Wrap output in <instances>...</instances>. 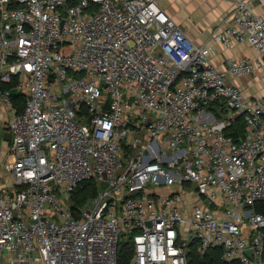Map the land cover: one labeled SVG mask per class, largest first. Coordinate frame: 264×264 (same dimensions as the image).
I'll return each instance as SVG.
<instances>
[{"label":"built area","instance_id":"1","mask_svg":"<svg viewBox=\"0 0 264 264\" xmlns=\"http://www.w3.org/2000/svg\"><path fill=\"white\" fill-rule=\"evenodd\" d=\"M254 1L237 0L213 42L259 57L221 71L214 45H196L156 0H0L12 111L0 264H120L130 241L129 264H190L193 246L221 249L220 264H264V98L228 80L264 68ZM238 118L235 140L224 130ZM91 180L97 195L74 208Z\"/></svg>","mask_w":264,"mask_h":264},{"label":"crops","instance_id":"2","mask_svg":"<svg viewBox=\"0 0 264 264\" xmlns=\"http://www.w3.org/2000/svg\"><path fill=\"white\" fill-rule=\"evenodd\" d=\"M175 22L187 33L198 46L214 45L212 63L221 71L226 70L229 60L250 58L257 59V50L248 44L237 43L232 47L215 44L213 36L225 31L233 24V12L237 0H156ZM255 12L264 14V3L254 1ZM230 84L241 89L247 99L264 98V68L252 75L228 78ZM12 111L0 99V175L2 165L11 160L10 139L7 137ZM3 179V177H1ZM1 183H6L5 179Z\"/></svg>","mask_w":264,"mask_h":264},{"label":"trees","instance_id":"3","mask_svg":"<svg viewBox=\"0 0 264 264\" xmlns=\"http://www.w3.org/2000/svg\"><path fill=\"white\" fill-rule=\"evenodd\" d=\"M13 106L18 113H22L25 109L24 98L19 95H13ZM218 119H223L227 114V109L224 105L216 103L209 109ZM227 136L233 137L235 140L242 137L245 133V124L242 118H238L234 123L224 130ZM100 186L95 180H91L84 184L83 188L78 190L72 196L74 208L80 209L86 206V203L93 199ZM257 211L264 215V204L257 207ZM134 254V245L132 241L122 243L119 249V262L120 264H129V260ZM222 255L221 249H215L208 252L205 257L199 256L196 246L189 251L190 264H220V257Z\"/></svg>","mask_w":264,"mask_h":264},{"label":"water","instance_id":"4","mask_svg":"<svg viewBox=\"0 0 264 264\" xmlns=\"http://www.w3.org/2000/svg\"><path fill=\"white\" fill-rule=\"evenodd\" d=\"M7 137L10 139V133H7ZM248 253H251L250 251Z\"/></svg>","mask_w":264,"mask_h":264}]
</instances>
